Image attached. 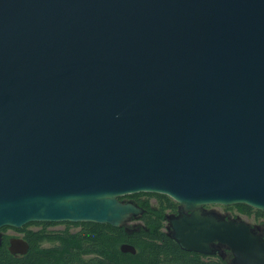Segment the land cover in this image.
Returning a JSON list of instances; mask_svg holds the SVG:
<instances>
[{"label":"water","instance_id":"water-1","mask_svg":"<svg viewBox=\"0 0 264 264\" xmlns=\"http://www.w3.org/2000/svg\"><path fill=\"white\" fill-rule=\"evenodd\" d=\"M139 192L177 202L182 249L264 264L261 225L205 207L264 212V0H0V245L31 221L137 230Z\"/></svg>","mask_w":264,"mask_h":264},{"label":"trees","instance_id":"trees-1","mask_svg":"<svg viewBox=\"0 0 264 264\" xmlns=\"http://www.w3.org/2000/svg\"><path fill=\"white\" fill-rule=\"evenodd\" d=\"M143 194L147 195L142 203L146 210L141 222L137 223V230L126 232L123 227L85 220L66 221L63 222L66 224L64 229L50 230L47 227L57 222L31 221L16 228L28 241L30 247L27 252L10 253L5 234L0 245V264H227L223 260L182 249L163 229L165 212L170 207L174 208L175 202L167 195L150 192L126 196H135L139 202ZM151 196H155L154 204L150 202ZM236 206L246 214L253 212L259 216L261 213L245 204ZM31 223L39 224L40 228L31 230L28 228ZM44 242L49 245L45 246ZM122 242L133 244L136 252H121L119 245Z\"/></svg>","mask_w":264,"mask_h":264},{"label":"rangeland","instance_id":"rangeland-1","mask_svg":"<svg viewBox=\"0 0 264 264\" xmlns=\"http://www.w3.org/2000/svg\"><path fill=\"white\" fill-rule=\"evenodd\" d=\"M150 202L152 203V204H154V202H155V196H153V197H150ZM209 207H211V208H209V209H214V210H227L228 212H230L231 214H233L234 216L235 215H239L242 219H244V220H246V221H248V222H250V223H259V220L260 219H262V218H264V216L263 215H259V216H257V214H254L253 212L251 213V214H246V213H244V211H241L236 205H231V206H226V207H228V208H223V206L224 205H219V204H211V205H208ZM138 221L137 220H132L130 223H129V225L131 226V225H133V224H136ZM163 224L165 225L166 224V222L165 221H163ZM66 227V224L65 223H63V222H57V223H55V224H52V225H49L47 228L48 229H50V230H61V229H64ZM165 226H163V229H165L164 228ZM28 228H30L31 230L32 229H38V228H40V225L39 224H30L29 226H28ZM70 228L71 229H74L75 227L74 226H70ZM166 230V229H165ZM3 231V234H6L7 236H8V238L10 237V236H21L22 235V232L21 231H19V230H17L16 228H11V227H8V228H6V229H4V230H2ZM45 246L46 245H49V243L48 242H44L43 243Z\"/></svg>","mask_w":264,"mask_h":264},{"label":"flooded vegetation","instance_id":"flooded-vegetation-1","mask_svg":"<svg viewBox=\"0 0 264 264\" xmlns=\"http://www.w3.org/2000/svg\"><path fill=\"white\" fill-rule=\"evenodd\" d=\"M138 197H140V196H138ZM145 197H147V195H145V194H143L142 196H141V199H139V202H138V199L135 197V196H124V198H126V199H131V200H133V201H135V202H137L139 205H141L142 206V203H143V201H144V199H145ZM151 197H153V196H151ZM156 200V199H155ZM174 201V200H173ZM175 202V201H174ZM209 205H211V204H209ZM219 205H222V204H219ZM229 206H231V205H229ZM143 207V206H142ZM206 208H211V207H209L208 205H206L205 206ZM144 208V207H143ZM223 208H228V207H226V205H224L223 206ZM177 210H178V204H177V202H175V207L173 208V207H170V208H168L167 210H166V212L165 213H176L177 214ZM256 210V209H255ZM216 211V210H215ZM216 212H219V213H221L225 218H233V217H236L237 215H233V214H231L230 212H228L227 210H217ZM145 213V212H144ZM143 213V214H144ZM143 214L140 216V217H137V218H135L134 220H137L138 222L137 223H140L141 222V218H142V216H143ZM260 215H263L264 216V212H261L260 213ZM164 221L166 222V224L164 225L165 227V229L167 230V221H166V219H165V216H164ZM252 224H256V223H252ZM257 224H259V225H261L262 227H263V236H264V218H262V219H260L259 220V223H257ZM165 230V231H166ZM5 235V234H4ZM3 235V236H4ZM22 237H23V235H21ZM24 238V237H23ZM205 256H209V257H213V258H215V259H220V260H223V261H225L227 264H229V262H230V260H231V258H232V251L228 248V247H218L217 248V253H215V254H213V255H205Z\"/></svg>","mask_w":264,"mask_h":264}]
</instances>
